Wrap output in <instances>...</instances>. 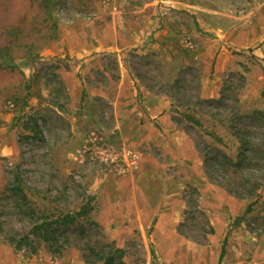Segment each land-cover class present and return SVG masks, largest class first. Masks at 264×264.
Returning <instances> with one entry per match:
<instances>
[{
  "label": "rangeland",
  "instance_id": "374dc122",
  "mask_svg": "<svg viewBox=\"0 0 264 264\" xmlns=\"http://www.w3.org/2000/svg\"><path fill=\"white\" fill-rule=\"evenodd\" d=\"M109 245L264 264V0H0V264Z\"/></svg>",
  "mask_w": 264,
  "mask_h": 264
},
{
  "label": "trees",
  "instance_id": "16d2710c",
  "mask_svg": "<svg viewBox=\"0 0 264 264\" xmlns=\"http://www.w3.org/2000/svg\"><path fill=\"white\" fill-rule=\"evenodd\" d=\"M18 178V177H17ZM83 212V211H81ZM77 219L76 215L66 214L62 217V219H58L55 221L48 220L47 218H43L40 222H36L30 230V233L32 232L35 235V238L41 239L43 241H51L57 240V231L59 229L57 225L55 228H52L53 223H58L60 221L64 223H72L75 222ZM13 242L17 246H21L22 243L27 244L31 243V237L29 234L19 238L18 240H13ZM125 251L120 247H115L112 245L103 246L99 251H96L94 249L91 250L90 255L94 256L95 259H92L90 257L86 258V261L90 264H93L95 261H103L104 264H125L123 257H124ZM223 254V248L221 257ZM220 257V258H221Z\"/></svg>",
  "mask_w": 264,
  "mask_h": 264
}]
</instances>
